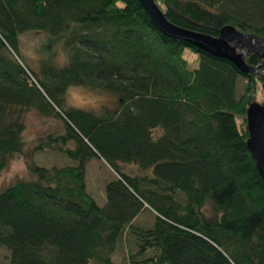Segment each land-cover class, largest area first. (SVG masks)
Segmentation results:
<instances>
[{
    "label": "trees",
    "instance_id": "1",
    "mask_svg": "<svg viewBox=\"0 0 264 264\" xmlns=\"http://www.w3.org/2000/svg\"><path fill=\"white\" fill-rule=\"evenodd\" d=\"M155 1L193 31L264 37V0ZM30 32L34 62L21 45ZM245 60L264 68L257 53ZM72 86L114 104L70 107ZM255 103L264 75L165 36L141 0H0V173L16 157L29 173L0 191L10 252L0 264H120V247L124 264H264V181L248 146ZM31 110L53 124L29 151ZM40 150L69 163L39 165ZM93 158L116 173L104 205L87 188ZM148 208L152 226L135 223Z\"/></svg>",
    "mask_w": 264,
    "mask_h": 264
},
{
    "label": "rangeland",
    "instance_id": "2",
    "mask_svg": "<svg viewBox=\"0 0 264 264\" xmlns=\"http://www.w3.org/2000/svg\"><path fill=\"white\" fill-rule=\"evenodd\" d=\"M37 37L34 36L31 32L23 35L21 37V45L22 50L24 51L25 55L32 61H38L39 59H35L37 54L34 48V40ZM187 54L189 51L187 50ZM192 56V55H191ZM193 59L196 56H192ZM60 61H64L65 57H60ZM246 80L243 78L239 79L238 89L239 93H242L244 90ZM73 94H69L67 91V104L70 107H76L84 110H92L97 109L98 107H93L89 104L83 103L82 98L85 95L94 94L91 90L81 87V86H72ZM101 96V95H100ZM77 97H81V99H77ZM103 97L102 104H109L113 105L114 101L112 98L107 96ZM53 122L51 120H47L37 114L36 111H29L26 115V129L24 133V139L26 141V148L30 151L35 144L36 138L43 133H45L48 129L52 128ZM33 158L35 163L46 166V167H53V166H60L63 164L69 163V160L58 153L48 150H40L33 152ZM125 171L135 174L136 167L133 165H125ZM116 176V173L111 170V168L104 162L101 158H93L89 161L87 165V188L89 193L93 196V198L100 204L104 205L106 203V193L105 187L107 182L112 180ZM29 173L27 171V167L25 161L21 157H16L12 159L7 167L0 173V191L8 186L11 182H14L21 178H28ZM154 222V212L151 209H146L143 211L137 218L135 223L141 224L146 227L152 226ZM123 247L117 249V251L113 254V261L115 263L124 264L122 262L125 253L122 251ZM10 259V252L4 248L0 247V263H6ZM89 264H96L91 262Z\"/></svg>",
    "mask_w": 264,
    "mask_h": 264
},
{
    "label": "water",
    "instance_id": "3",
    "mask_svg": "<svg viewBox=\"0 0 264 264\" xmlns=\"http://www.w3.org/2000/svg\"><path fill=\"white\" fill-rule=\"evenodd\" d=\"M159 30L168 37L182 40L199 50L233 63L242 73L264 75L261 65H249L245 58L250 53L259 54L264 64V37L244 34L232 25L224 26L219 36L213 37L201 32L178 26L167 19L155 0H141ZM248 146L257 161L264 181V103L251 105L248 111Z\"/></svg>",
    "mask_w": 264,
    "mask_h": 264
},
{
    "label": "clouds",
    "instance_id": "4",
    "mask_svg": "<svg viewBox=\"0 0 264 264\" xmlns=\"http://www.w3.org/2000/svg\"><path fill=\"white\" fill-rule=\"evenodd\" d=\"M60 57H64V53L60 52ZM64 65H61V67H63ZM69 94H73V88L69 87V89L67 90ZM77 99H81V97H77ZM82 102L89 104L93 107H100L103 103V97L100 95H96V94H89V95H85L82 98Z\"/></svg>",
    "mask_w": 264,
    "mask_h": 264
}]
</instances>
